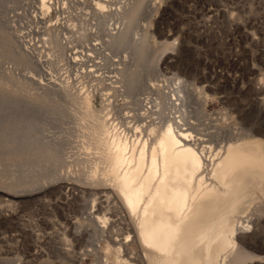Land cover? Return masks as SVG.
Here are the masks:
<instances>
[{
	"label": "bare ground",
	"instance_id": "1",
	"mask_svg": "<svg viewBox=\"0 0 264 264\" xmlns=\"http://www.w3.org/2000/svg\"><path fill=\"white\" fill-rule=\"evenodd\" d=\"M35 1L17 16L45 26L56 10L72 30H42L34 45L36 27L18 34L0 12L3 248H28L41 264H264V77L240 86L245 100L186 69L166 77L177 64L163 53L177 41L152 48L158 0L147 9L146 0ZM215 1L202 11L208 28L222 21L249 45L264 41L251 16ZM76 40L82 50L69 48ZM239 42L226 61L244 56L250 73L261 71L262 54ZM83 75L91 87L79 85Z\"/></svg>",
	"mask_w": 264,
	"mask_h": 264
},
{
	"label": "rangeland",
	"instance_id": "2",
	"mask_svg": "<svg viewBox=\"0 0 264 264\" xmlns=\"http://www.w3.org/2000/svg\"><path fill=\"white\" fill-rule=\"evenodd\" d=\"M0 1H1L0 12L3 13V15L9 12L10 15L14 16L13 17L14 18L13 24H15V30H17L18 34L23 33L24 31L25 32L30 31L31 29L38 27V29L35 28V30H37L35 32L36 35H34V34L30 35V36L35 37L34 45H38L40 43V41H38V39L40 37H43V36H41L42 34L41 35L39 34V33L43 32L42 30H44V32H46V31H49L50 29L54 28V29H58V30L61 29L63 32H67V34H71L70 31L72 30V27H70V25H67L68 28L65 27V22H64V19L62 18L63 15L59 16V14H57L56 10H51L50 12H48L46 14V19L47 20L49 19V20L46 24H44L45 26H43L41 23L36 24V26H35V22L33 21L32 16L25 15L24 16L25 19H24V17H18L17 16L18 12H22L23 14H25L27 12L28 8L30 9V11L35 9V7H36L35 5L37 4L35 0H27L29 2V4L19 5V6H15V3H13L14 0H0ZM32 1H33V3H32ZM120 1H123V0H116L114 2V5H115V3H118V2H119V4H117V5H120L122 3V2L120 3ZM148 1H149V3H148ZM151 1L152 0H146V9H147V5L150 6ZM229 1L230 0H228L227 4H229L230 6H234L235 7L234 12H237L238 15L243 16V18L246 20L248 19L247 17L251 16L249 19L257 21V23H256L257 29H259V28L261 29V30L259 29L258 34H259V32L261 33V34H259V36L263 40L264 39V29H262V28H264V0H249V3H247V4H245L246 0H242L243 2L241 0H231V2H229ZM158 2H159V5L161 6V9H164V10L159 11L160 13L159 12L155 13V17H158L157 19H159V22H158L159 24L157 23L158 25L153 26V30L155 33H154V36L151 38V44L153 46L152 48H155L156 50L161 48V43H163L167 39L169 41H175V42L177 41L175 43V44H177L176 46H173V48H169L168 50H166L165 54L163 53V55H165V56H168L167 54H169L170 59H171V63L177 64L176 67L170 66L169 68L164 69L163 73L166 75V77L171 79V77L174 76V71H176V70L180 71L178 69H181V71H183L184 69H186V70L193 72L198 77L197 78V79H199L198 81H202L204 84H210L211 83L217 87H219V85H221L220 88L224 89L223 91L225 93H227L229 95L231 94L230 96H232V99H238V100L243 99V100H245L244 99L245 97L243 95H242V97H239V95L241 96V92H239V90L241 89L240 86L243 87L245 84H248L249 82H251V83L253 82V83L257 84V82L259 81L258 79L261 77H264V68L261 71H257L255 73H250V71L248 70V65H252L251 63H253V61H250V59H248L246 57L244 58V56H242V58H240V61H238V63L236 65L229 64L228 61H226V59L233 57L232 56L233 53H235L236 49H239V47L241 46V43L239 41H241V42L243 41L242 45L246 44L249 46L248 48L252 49L253 51L256 50L258 53L263 55V56L260 55V60L262 61V58H263V61L261 62L259 60L261 63H263L264 62V54H263L264 53V51H263L264 50V41L263 42L260 41V43H261L260 45L259 44L255 45V46L252 44L249 45L250 39H248V37H245L244 35L237 32L238 30L234 31L233 34L229 33L227 23H225V22L221 23L222 21H219V22L218 21L217 22L211 21L212 23L210 22L209 24L210 25L212 24L214 27L216 26L215 28L213 27L214 31H211V29H213V28L212 27L208 28L209 25H207V23H205L206 22L205 21L206 15H204L202 13V11H204V9H203L204 7H207V6L212 5V4L214 5L216 2L215 0H158ZM163 3H164V5H163ZM69 4L70 3H68V5ZM248 4H249V6H246ZM238 5H240V6H238ZM236 6H238L239 9ZM241 6H243V7H241ZM70 8H71V5H70ZM71 9L75 10L76 8L72 7ZM162 11H164V12H162ZM245 15H247V16H245ZM144 18H147V16L144 17V15H143V18H142L143 21H141L142 23L144 21L147 22V20H144ZM29 19H30V21H29ZM31 22L33 23V25ZM142 23L140 24V27H139L140 29L143 28L144 24H146L145 22L143 24ZM52 25H53V27H52ZM204 25H207L206 28ZM41 26H43L45 28H43V27L41 28ZM39 28H41V32L39 31ZM207 28H208V32H210L209 34L206 30ZM204 32H207V34ZM227 34L228 35L230 34L231 37H227L228 36ZM243 36L245 37V39ZM28 38H30V37H28ZM91 38L94 39L95 36L93 38V35H92ZM225 39H228L229 42ZM224 40L226 41V43ZM231 40H232V42H231ZM235 40H237L236 42L239 45L235 44L236 43ZM79 41L76 40V41L70 43L69 48H71V50H82L84 47L83 45H85V42L83 41L84 44L82 45V43H81L82 41H80V42ZM243 43H245V44H243ZM41 44H42V42H41ZM80 45H81V47H80ZM218 45H219V47H218ZM236 45H238V46H236ZM174 47H176L175 50H174ZM44 48H46V47H44ZM44 48H42V49H44ZM261 48L263 50H261ZM257 49H260V50H257ZM71 50L69 52H71ZM46 52L47 53L49 52L51 54L50 50H48V51L46 50ZM46 52L44 49L43 53L46 54L45 57L48 56ZM107 52H110V50H108ZM111 52H112L111 54L115 58H116V56H117V58H119L121 56L120 55L121 53H118L116 51L115 52L111 51ZM53 53L55 54V52L52 51V54H51L52 58H54L56 55V54L54 55ZM114 53H115V56H114ZM99 55L104 56L103 54H99ZM178 64H179V66H178ZM6 65L12 66L13 64L12 63H10V64L6 63ZM180 67H182V68H180ZM57 68H55V66H53V71L56 70V71H54L55 73H58V72H61V73L55 74V75L56 76L62 75L63 71L59 70ZM105 69L107 70V69H111V68L105 67L104 70ZM65 70H67V69H65ZM16 71H18V73L21 74V73H24V71H26V70L24 68H17ZM236 74L240 75V80L238 77L239 75L237 76ZM65 75H67V73ZM243 75L244 76L246 75L248 79L246 78V76L244 77ZM241 76H243V77H241ZM62 77H64V76L62 75ZM249 77H250V79H249ZM163 78H165V77L164 76L160 77V79H163ZM92 79H93L92 76L86 77L85 75H83L81 77V80L79 79L78 83L81 86H84L83 84H85L86 85L85 87H91L90 81ZM156 81L163 83V81H161V80H156ZM238 81H241V82H238ZM81 83H83V84H81ZM222 86H224L226 88H224V87L222 88ZM142 93H143L142 97L151 96V90L150 89H145ZM98 96H99V94L96 95V97H95L96 98L95 103L98 106H100V105L102 106L103 98L101 95H100V98ZM98 100H100V101H98ZM120 102L122 103L123 100L121 99ZM210 108H211V110H220L221 105L218 103H213ZM23 211H24L23 212L24 217L27 219H30L32 217V215L34 214L33 213V205H29V204L25 205ZM0 222H2V221H0ZM0 229H1V226H0ZM26 249H28V248H26ZM26 249L23 247L14 248L12 250H11V248H5V247L3 248L2 243L0 241V258L6 257V256L12 258L13 256H18V254H20L22 257H21V260L18 262V264H41V258H37V257L33 258L34 256L33 255L31 256L29 249L28 250H26ZM26 252H28L29 254ZM90 263H91V260H88L87 263H85V264H90Z\"/></svg>",
	"mask_w": 264,
	"mask_h": 264
}]
</instances>
